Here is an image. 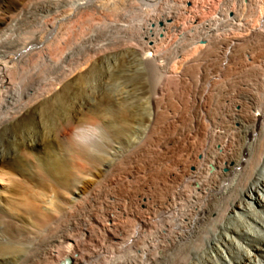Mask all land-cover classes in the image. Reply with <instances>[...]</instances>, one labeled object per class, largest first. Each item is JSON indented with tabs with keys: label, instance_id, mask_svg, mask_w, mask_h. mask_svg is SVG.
<instances>
[{
	"label": "bare ground",
	"instance_id": "obj_1",
	"mask_svg": "<svg viewBox=\"0 0 264 264\" xmlns=\"http://www.w3.org/2000/svg\"><path fill=\"white\" fill-rule=\"evenodd\" d=\"M35 1L0 0V264H61L66 258L67 264H264V0H135L150 8L148 18L92 24L102 35L144 42L138 59L154 70L165 64L156 62L158 46L172 37L174 51L193 56L191 71L166 76L168 68H160L165 70L157 82L160 95L156 86L148 122L161 130L148 131L140 153L145 170L135 167L127 180L111 172L120 164L116 147L103 149L107 145L101 147L97 137H86L99 119L97 126L110 135L106 143L122 139L131 132H125L131 130L125 117L136 114L131 106L149 107L142 100L129 102L139 90L130 87L111 112L83 115L90 95L80 85L98 73L94 67L76 77L79 89L66 103L61 98L59 115L65 112V119L54 127L67 152L51 160L54 86L43 79L31 83L33 73L19 71L33 57L37 65L51 63L52 40L46 46L36 30H25L38 19L31 12ZM105 5L73 0L69 23L76 26L72 17L78 9L95 14ZM124 51L112 58L128 57V64L138 56ZM171 82L180 91L175 118L160 116L157 107ZM74 128L99 154L73 142L68 130ZM97 157H104L100 176L107 178L91 183H83L81 175L71 178L75 162L92 165ZM109 158L112 164L105 166ZM55 217L64 224L51 237Z\"/></svg>",
	"mask_w": 264,
	"mask_h": 264
},
{
	"label": "rangeland",
	"instance_id": "obj_2",
	"mask_svg": "<svg viewBox=\"0 0 264 264\" xmlns=\"http://www.w3.org/2000/svg\"><path fill=\"white\" fill-rule=\"evenodd\" d=\"M26 1L27 0H24V2H26ZM42 1L41 0L35 1L36 4H35V6H33L34 9L33 8L31 9V12H34V14H36V16H38V19H39V17L41 19H39V20L36 19L37 21L34 19V21L31 22V25L29 23L28 26L29 25L30 26L27 27L25 30L26 31L27 30L28 31L36 30L37 37H40L37 39L43 40V42L46 46H48L47 44L49 42L50 43L52 42L50 44L51 46L49 45L51 48H49V46H48V49H51V51H52L51 52L49 50L50 56H51V63L49 65H47L46 67L41 66L40 64L37 65L36 62L38 59H37V57H33L32 59L31 58L29 59L30 62L27 61L28 64H27V62H25L26 64L25 63L20 64V65H22L21 67H24L25 69L24 68L22 69L20 67L19 71L26 70L25 72H32L33 74H31V75H34L35 77L33 76L32 80H29V81H31V83L43 82V80H45L44 82H46V81L50 80V81H52L51 86L52 85L54 86V87H51L52 88L51 89V111L54 113L53 114L51 112V160H52V157L56 158V156L57 157L64 156V155H66V152H67V148L63 145V143L60 140V138H61V137H59L60 135L55 133L56 129L54 127V126H57L56 122H54V121L58 120V118L62 119V120L65 119V117L63 119V114H65V112L59 115V113H60L59 108H61V98H62V100L64 99V101L66 103L67 99L71 98L72 97L71 95H73L74 92L78 91V89H79L77 83L75 82L76 77L81 75V74L84 75L86 73L88 75L90 72L89 70L90 69L92 70L95 68L96 72L99 73V74L97 73L98 76L96 74L95 75L96 78H95V76L92 74L91 75L89 74L88 76L86 75L87 79L85 77V83L87 82V84L89 86L85 85L84 81H83L84 85H80V86H86L87 88L85 87V89L88 91V93L90 95L87 98V100L85 101L86 104H84V105H86V106H83V109L81 110L82 112H84L83 115H87V114L94 115V113L100 114L103 112L106 113V111L111 112L112 111L111 108L113 109L114 107L118 106V102H120L123 99L122 97L125 96V92H126L125 90H130V87L138 88L139 90L136 92L137 94H134V95H137V96L142 95V96L140 98H137V96H135L136 98H132V99H130V97H129V99H130L129 102H133L135 104L140 105L138 102L142 100L143 102L141 104L144 103V105H146V108L149 107L148 109L143 110L141 108L142 107L141 105L139 106L140 108L137 105L134 107L131 106L132 108L130 109V111L132 113L134 111H136V114H134V115L128 114L127 117H125L128 119V120H126V122L128 124H130V128H131V130H126L125 132H128V131H131V132H129L130 135L127 133L128 134L127 136L124 133V135L122 136V139H121V137H119L118 139L116 138V141L109 142L108 141L109 139L107 138V141L109 142V144L106 143L103 138H106L110 135H109V132L107 130H105V128L103 129L100 127V123H98L99 127L97 126V122H100V121H98L99 119H97L96 122L92 125V126H94L93 128L90 126V128H92L90 130L91 133H89V135H87L88 137H86V138L97 137L96 141H99L100 143L103 144V145H101V147H103L104 145H107V148H106V146H104L103 149H108V147L110 145H114L116 147V150H118V151H116L117 152V154L115 155L116 157L115 156L114 157L117 159L119 158L120 164L118 166H116V168L114 170H112L111 172H113L116 176L118 175L117 177L124 178L126 180L131 179L132 171L135 170L136 168L140 169V170L143 169L142 171L145 170L144 169L145 168L144 167L145 166V161H144L145 158H143V157H145V154L141 155L140 153H142L141 150L143 151L146 148V146H145L146 145V134L148 133V131H150L152 129L155 130L156 133L159 132L158 130H161L160 127L156 126L155 123L152 124V122H150V121L148 122V120H149L148 118L150 117V114H152V112H153L151 107H152L153 96L156 94V93L154 94V92L158 90L157 91V93H158L160 90V86L157 83L160 80L159 74L162 72L164 73V71H165L164 70V71L159 72V70H161L160 68L161 67H162V69L168 68L165 72L166 76L167 75L170 76L169 75L170 72H172L171 74L176 75V73H178L179 70H182V69H186L188 71H191L193 68L192 65L194 63L193 62V56L189 55L188 57H184L183 55L180 54L179 51H178V53L176 51H174V47H172V44L174 45L175 41H174V38L172 37V38H170V40H168V42H167V40H165L164 42L163 41L160 42V44L162 42L164 44L162 43L163 45L159 44L160 46H158V48L160 49V51L158 52V55L160 58L158 57L157 59H159V60H156V62L159 61L157 63H158V65L160 64L159 66H161L163 64L162 60L164 59L163 61L165 62V64H163L159 69L154 70L150 64H147V63L144 64V62H142V60L138 59L140 52H141V49H143L141 46L144 44V42H142L138 39H130V38L118 39L115 37V35H110V36H109V34L108 35H102L98 32L93 31L94 29L93 30L90 29L91 27H93L92 24L94 22L95 23L93 25H96V26H97V24H100L98 26H102L103 24H106V23L109 24L110 26H112L113 23L115 25V24H118L120 22L121 23L132 22V21L136 22L137 20L140 19V17L141 18L142 17L148 18V16H146V15L150 12V8L148 9L146 6L137 3L135 0H105V2L107 4V6L105 5V7H104L105 10L103 8V9L99 10L97 13L95 12V14H94V12H92L93 14H91V12L89 13L87 10L80 8V9H78V11L76 10L77 12L74 14L75 16L72 17V18H74V21H75V23H73L74 21L72 23L75 24L76 26L69 23V19L71 18V15L73 12L72 10H74V9H72V6H71V2L73 0H67V1L66 0H54V2H53V0H42ZM109 1H110V3H108ZM55 2H56V4H55ZM68 2H69V4H67ZM37 3H38V6H37ZM40 5H41V7H39ZM108 5H110V6H108ZM143 6H144V8H143ZM42 7L44 8L45 11L42 9ZM147 11H149V12H147ZM63 12H64V14H63ZM69 12H70V14H69ZM41 14L43 17L41 16ZM44 14H46V15L44 16ZM82 14L84 17L82 16ZM88 15H90V16H88ZM47 16H48V18H46ZM60 16H62V17H60ZM56 18L57 19L59 18V21ZM83 18L86 21H84ZM87 18H88V20H87ZM76 19L78 22L76 21ZM81 19H82V21H81ZM42 20L46 21L45 25H44V23H42L43 22ZM90 20H91V22H90ZM76 22H77V24H76ZM78 24H79V26H78ZM70 25H72V26H70ZM159 25H162L161 21L159 22ZM103 29H106V28H103ZM61 34H62V36H61ZM48 39L52 40V41H47L48 42L47 43L46 40H48ZM59 44H60V46H58ZM165 44L167 45L166 47L164 46ZM64 46H65V48H64ZM130 46L133 48V50H130L131 49V48H129ZM55 48L59 49V51L57 49L55 50ZM118 48H119V50H118ZM123 49H125V51L130 50L129 51L130 53L133 51L138 56L135 57V60L133 62H131V63L128 62V64H127L128 57H124V56L122 57L121 55H119L117 59L112 58V55L122 53V51H124ZM161 56H163V57H161ZM175 56H177V62H176ZM106 57H108V59H106ZM179 57H180V59H179ZM34 58H36L37 60ZM181 58H184V59H181ZM98 59H102L101 60L102 64L100 62H98L99 61ZM93 60L95 62H98V63H95ZM124 63H126V64H124ZM27 67L29 68V70H27ZM92 67H94V68H92ZM148 67H149V69H148ZM189 69H191V70H189ZM63 70H65L66 74L65 73L63 74V72H62ZM100 70H101V72H100ZM168 71H169V73H168ZM171 76H173V75H171ZM93 77H94V79H93ZM129 78H130V80H129ZM134 78H136V79H134ZM73 80H74V83H73ZM91 80H92V82H91ZM95 80H97V81H95ZM79 83H80V81H79ZM92 83L94 85H92ZM67 84H69V85H67ZM156 86L158 87V89L156 88ZM164 86L165 87L162 90L163 91L162 96L160 97V100H158V103H157L158 111L161 113L159 115L160 116L162 115V117H168V118L173 117V118H175L178 115L177 114L178 106H179L178 104H180L179 85L177 86V83L171 82V83L166 84ZM154 87H155V90H154ZM61 88H64L66 91V92H64L63 96H61L62 92L61 93L59 92V91H61L60 90ZM142 90H143V94H140ZM55 93L57 94L56 96H55ZM65 93L68 95V97ZM158 94L160 95V93H158ZM65 98H67V99L65 100ZM79 98H80L79 96H78V98L76 97V99H75L76 102H74L75 105L73 104V106H75L74 108L77 107V103L81 100V98L80 99ZM102 109L103 110L105 109V110L103 111ZM54 117H57V118L55 119ZM74 130H75V128L68 130L69 132L70 131L74 132L73 142L74 143L80 142L84 145L85 141H83L84 139L82 138V135L79 134L78 131H76V130L74 131ZM99 133L101 134V136ZM107 134H108V136H107ZM98 137L100 139H98ZM80 139H81V141H80ZM87 144L84 145L88 148V149L86 148L87 150H89V148H90V150L95 152L96 155L99 154V152L98 151L96 152V150H94L93 147L92 148L90 147V143H87ZM101 147H100V149H102ZM140 148H143V149H140ZM38 149H40V146ZM137 149H138V151H137ZM70 150H72V149H70ZM72 152H75V151H72ZM138 153L141 156H139ZM143 153H145V151H143ZM100 154H102V153H100ZM52 155H54V156H52ZM111 156L112 155H108V157L112 158V161H113V157H111ZM102 158H104V157H101V158L97 157V161L95 163H93L92 165H86L85 164L86 166H83L84 164L81 163V165H80L78 163L80 167H76L77 162H75L76 165L73 167L71 166V168L72 169L74 168L73 171L76 174L73 173L71 178L76 179L77 177H80V175H81L82 179H83L82 180L83 183H91L92 181L96 180L98 177L100 178L101 177L100 176V171H101L100 169L103 167L101 164L103 162ZM110 158L106 162L105 166H109L112 164L109 162ZM81 166L83 169H80ZM101 178H107V176L101 177ZM51 179H52V173H51ZM85 180L88 182H86ZM0 183H2L1 179H0ZM98 186L96 187L95 191H97V189L100 188V185H98ZM262 217L264 220V214L262 215ZM55 218L58 221L61 220V219L59 220V218L57 219V217H55ZM54 220L55 219L51 220V237H52V235L54 236V234L60 228H62V226L64 224V221H62V220H61V223L56 221V220L54 221ZM228 222L230 224L232 222L233 225H234V223L237 224V220H235V219H230V221H228Z\"/></svg>",
	"mask_w": 264,
	"mask_h": 264
},
{
	"label": "water",
	"instance_id": "obj_3",
	"mask_svg": "<svg viewBox=\"0 0 264 264\" xmlns=\"http://www.w3.org/2000/svg\"><path fill=\"white\" fill-rule=\"evenodd\" d=\"M68 262H69V259L66 258V259L62 260L60 263H61V264H67Z\"/></svg>",
	"mask_w": 264,
	"mask_h": 264
}]
</instances>
